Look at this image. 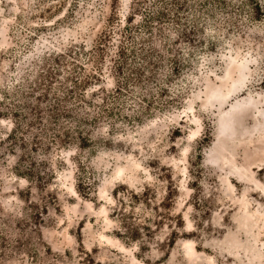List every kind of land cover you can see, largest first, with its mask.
<instances>
[{"label": "rangeland", "instance_id": "rangeland-1", "mask_svg": "<svg viewBox=\"0 0 264 264\" xmlns=\"http://www.w3.org/2000/svg\"><path fill=\"white\" fill-rule=\"evenodd\" d=\"M0 264H264V0H0Z\"/></svg>", "mask_w": 264, "mask_h": 264}, {"label": "trees", "instance_id": "trees-1", "mask_svg": "<svg viewBox=\"0 0 264 264\" xmlns=\"http://www.w3.org/2000/svg\"><path fill=\"white\" fill-rule=\"evenodd\" d=\"M58 100H60V99H58Z\"/></svg>", "mask_w": 264, "mask_h": 264}]
</instances>
